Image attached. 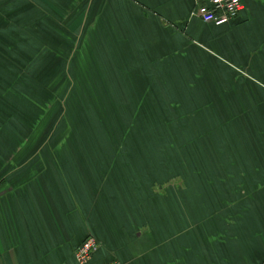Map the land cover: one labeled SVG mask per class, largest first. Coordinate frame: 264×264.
Segmentation results:
<instances>
[{
    "label": "crops",
    "instance_id": "crops-1",
    "mask_svg": "<svg viewBox=\"0 0 264 264\" xmlns=\"http://www.w3.org/2000/svg\"><path fill=\"white\" fill-rule=\"evenodd\" d=\"M243 3L214 26L203 0L0 2V264H77L88 237L90 264H264V0Z\"/></svg>",
    "mask_w": 264,
    "mask_h": 264
},
{
    "label": "built area",
    "instance_id": "built-area-1",
    "mask_svg": "<svg viewBox=\"0 0 264 264\" xmlns=\"http://www.w3.org/2000/svg\"><path fill=\"white\" fill-rule=\"evenodd\" d=\"M244 9L243 0H203V4L195 9L194 15L203 23L222 26L236 20ZM100 247V243L94 237H88L75 250V261L77 264H90ZM106 264L121 263L110 261Z\"/></svg>",
    "mask_w": 264,
    "mask_h": 264
},
{
    "label": "rangeland",
    "instance_id": "rangeland-1",
    "mask_svg": "<svg viewBox=\"0 0 264 264\" xmlns=\"http://www.w3.org/2000/svg\"><path fill=\"white\" fill-rule=\"evenodd\" d=\"M62 104H64V102L62 103ZM47 113H44V117H45V115H46ZM61 120V119H60ZM162 147H155V149H161ZM157 154H159V153H157ZM162 157V156H161ZM161 157L159 156V155H156V165H161L162 163H163V160H159V159H161Z\"/></svg>",
    "mask_w": 264,
    "mask_h": 264
}]
</instances>
